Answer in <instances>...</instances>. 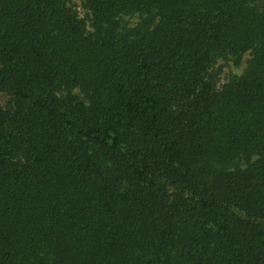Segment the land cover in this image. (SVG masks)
Wrapping results in <instances>:
<instances>
[{
    "label": "trees",
    "instance_id": "1",
    "mask_svg": "<svg viewBox=\"0 0 264 264\" xmlns=\"http://www.w3.org/2000/svg\"><path fill=\"white\" fill-rule=\"evenodd\" d=\"M0 264H264V0H0Z\"/></svg>",
    "mask_w": 264,
    "mask_h": 264
},
{
    "label": "rangeland",
    "instance_id": "2",
    "mask_svg": "<svg viewBox=\"0 0 264 264\" xmlns=\"http://www.w3.org/2000/svg\"><path fill=\"white\" fill-rule=\"evenodd\" d=\"M136 20H133V22H135ZM248 56H246V58L244 59L243 64L240 67L235 66L233 63H221L222 64V68H223V74H222V81L227 80V78H229L230 75L236 74V75H240L244 72L245 67H246V62L248 60Z\"/></svg>",
    "mask_w": 264,
    "mask_h": 264
}]
</instances>
